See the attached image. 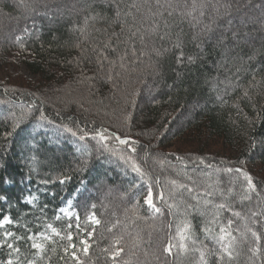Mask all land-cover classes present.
<instances>
[{
  "label": "trees",
  "instance_id": "16d2710c",
  "mask_svg": "<svg viewBox=\"0 0 264 264\" xmlns=\"http://www.w3.org/2000/svg\"><path fill=\"white\" fill-rule=\"evenodd\" d=\"M49 2L22 26L0 0L18 19L0 60L27 53L38 83L0 86V264H264L263 2L80 0L62 19Z\"/></svg>",
  "mask_w": 264,
  "mask_h": 264
},
{
  "label": "rangeland",
  "instance_id": "374dc122",
  "mask_svg": "<svg viewBox=\"0 0 264 264\" xmlns=\"http://www.w3.org/2000/svg\"><path fill=\"white\" fill-rule=\"evenodd\" d=\"M7 1H11L12 6L18 9L19 12L22 13V17L19 18L20 22L22 24V26H24V20L23 18L26 19V22L29 21L30 17H32L33 15V11L30 10V8H28V5H31L30 0H7ZM40 1V0H39ZM43 1V0H41ZM47 1V3H50L49 0H44ZM51 2H56L54 5H52V9L54 10V13H56V16L59 19H62L63 17H65L67 15V17L69 18L70 13L73 9L74 11V7L76 6V3L80 4V0H51ZM264 1L263 0H232L231 3H234V5H238L239 9H245L246 7L248 8V5H260L261 3ZM40 3V2H38ZM24 7H27V11L23 10ZM49 11H52L51 9ZM69 14V15H68ZM253 14V18H255L254 20L250 21L251 24H256V14ZM32 15V16H30ZM15 18L13 16H9L5 18V14H3L0 10V37L2 40H0L1 42H4V40H8L10 39V37H18V35L16 34H10L8 32V24L12 21H17L14 20ZM5 22L7 23V25L5 24ZM11 25V24H10ZM48 25V24H47ZM262 25V24H261ZM263 29V26H262ZM15 51H7V56L5 54V57L2 56L1 60H0V86L4 87L5 89H12V92H19L22 93L24 91L29 92V90H31L33 87H36L38 85L37 83V77H33L31 76L25 69L24 66L22 64L23 60H25L28 56L27 53L23 52V51H18L17 49H14ZM19 93V94H20ZM4 116H1L0 119H3ZM30 131V129H28ZM27 130V131H28ZM24 134L19 133L17 135V137L15 138V142H19L20 146L17 149V152L20 153L21 156V160L24 158V156L27 155V153H29L28 149L26 148V143L22 142V140L20 141L21 137L23 136V138L26 139H31L33 138L31 135V132L29 133V131ZM35 132V130H34ZM102 137V136H101ZM103 141H105L106 143H108L110 141V137H104ZM174 151L172 152H177L179 154H184L187 153L185 152L187 149L183 148V146H181L180 144H178L177 146L173 147ZM217 149H213L210 150V153H217L218 151H220V149L218 151H216ZM184 152V153H183ZM209 152V151H208ZM96 157H94V160ZM2 168V167H1ZM4 168H2L3 170ZM1 170V169H0ZM259 169L255 168L254 169V173L256 175H258V177H261L260 173L258 172ZM264 178V176H262ZM121 195V194H120ZM110 195H106L105 198H110ZM119 196V194H116L113 198H117ZM153 196H152V200H153ZM101 199H103V196L101 197ZM146 204V203H145ZM154 205V203H153ZM146 206L150 209H152L153 207H149V205L146 204ZM118 211V210H117ZM69 210L66 209L65 211H63V215H69ZM114 212V211H112ZM117 213L116 216H111V219L114 220H122L124 214L121 211L115 212ZM241 229V228H239ZM238 229L237 233L240 234L239 236L241 238H243V243H248V241L251 240L252 238V233L250 234V232L248 231H241V233L239 232L240 230ZM242 230V229H241ZM164 232V230H163ZM157 233H160V230H157ZM162 233V232H161ZM177 235V234H176ZM225 236V235H224ZM226 237V236H225ZM219 250L222 252L223 248L221 245H218ZM2 248L1 244H0V249ZM152 260V259H150ZM152 262L155 263H159V261L157 260H153Z\"/></svg>",
  "mask_w": 264,
  "mask_h": 264
},
{
  "label": "snow or ice",
  "instance_id": "6c2138e0",
  "mask_svg": "<svg viewBox=\"0 0 264 264\" xmlns=\"http://www.w3.org/2000/svg\"><path fill=\"white\" fill-rule=\"evenodd\" d=\"M134 35H135V34H133V36H134ZM131 38H132V37H130L129 39H131ZM141 39H143V37H141ZM246 95H247V93H246ZM72 135H76V133L73 132ZM80 138L83 139L84 137L81 136ZM101 139H104V137H101ZM121 143H127V141H125V140H121ZM135 170H136V171H139V169H135ZM228 171L231 172V171H233V169H228ZM235 171H236V172H241V169L237 168V169H235ZM243 175H244L245 179L247 180V185H248V187H249L250 189H252L253 191H255V186L253 185V181H252L251 177H250L247 173H243ZM5 182L7 183L8 181H5ZM61 183H63V181H61ZM6 199H7L6 196L0 195V201L6 200ZM145 203H146L147 205H149V207H154V205H153V200H152V190H151V188H149V190H148V195H147V197L145 198ZM220 207H224V205H220ZM156 211L159 212L160 210L157 208ZM77 218H78V217H77ZM5 222H7V223H11V220L9 219V217H8L7 215L3 216V218L0 219V226H3V224H4ZM97 223H99V221H97ZM223 231H224V229L222 228V229H221V232H223ZM11 235H13L11 232H7V233H5V236H11ZM252 235H253V236H256L257 239H259V237L257 236V234H256L255 232H253ZM69 239H71V234H69ZM221 239H223V237H221ZM80 243H81V244H85L84 252L87 253V251H88V247H87L85 241H81ZM7 247L11 249V248H13V245L9 243V244H7ZM32 247H33V248H40L41 245H40V244H36V243H34V244L32 245ZM73 247H74V245H73ZM181 247H183V245H181ZM170 248H171V245H169L168 247H165V248H164V251H165L166 253L171 254V253H170ZM17 251H18V249H17ZM120 251H122V250H118V251H116V252L114 253V256H119V255H120ZM74 255H75V254L73 253V256H74ZM8 264H12V261L9 260V261H8Z\"/></svg>",
  "mask_w": 264,
  "mask_h": 264
}]
</instances>
